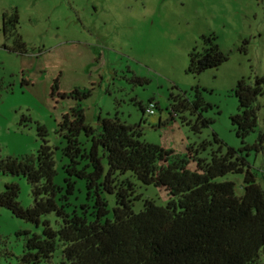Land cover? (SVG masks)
<instances>
[{
  "label": "rangeland",
  "instance_id": "obj_1",
  "mask_svg": "<svg viewBox=\"0 0 264 264\" xmlns=\"http://www.w3.org/2000/svg\"><path fill=\"white\" fill-rule=\"evenodd\" d=\"M14 11L24 52L13 51L14 37L2 32L3 14ZM208 34L215 35L229 58L218 67L190 73L188 53L200 51L201 35ZM259 76H264V0H0V160L35 157L43 138L63 146L58 124L72 108H82L92 128L106 117L139 125L140 139L174 157L188 156L190 171L198 169L197 158L210 159L219 145L222 152L227 146L241 149L264 189V94L257 100L254 131L242 139L231 120L240 111L232 92L237 80L253 84ZM178 94L190 104L200 100V105L177 111L171 120L169 106ZM149 101L156 106L148 115L143 108ZM39 125L46 135H40ZM203 141L209 142L206 149L189 151ZM55 161V182L61 184L65 159L59 148ZM216 179L233 181L236 194H243V173ZM134 181L140 194L135 212L145 199L161 205L170 199L164 187ZM7 183L18 185L22 207L33 206L24 176L0 169V192ZM79 186L83 193L84 183ZM108 199L111 208L113 196ZM55 219L54 213L42 215L35 225L0 206V264H25L27 236L41 233L44 220L57 227ZM60 258L58 246L51 257L27 264H56Z\"/></svg>",
  "mask_w": 264,
  "mask_h": 264
},
{
  "label": "trees",
  "instance_id": "obj_2",
  "mask_svg": "<svg viewBox=\"0 0 264 264\" xmlns=\"http://www.w3.org/2000/svg\"><path fill=\"white\" fill-rule=\"evenodd\" d=\"M18 21L15 11L3 14L2 32L14 37L13 51L24 52ZM201 41L200 51L193 48L188 53L187 71L193 74L229 58L214 34L201 35ZM232 92L240 111L231 120L243 139L257 126L264 76L253 84L241 78ZM172 98L176 116L177 111L200 105V100L190 104L181 94ZM201 122L208 124L206 119ZM38 130L41 136L47 134L44 126ZM56 132L63 146L54 147L43 138L35 157L0 160L3 173L27 179L33 196V206L24 208L17 201L18 185L7 183L0 192V206L35 225L42 215L56 217L57 227L44 220L41 233L28 232L23 263L47 259L60 246L56 264H264V189L241 149L227 146L222 152L219 145L210 159L195 157L198 169L190 171L188 156L174 157L172 151L140 139L139 125L117 117L100 119L98 128H92L83 109L72 108ZM208 144L203 141L189 151L197 154ZM56 148L65 159L61 184L55 182ZM230 172L243 173V194H236L233 181L216 179ZM134 180L164 187L170 199L165 205L145 199L142 210L135 212L133 204L140 194ZM79 182L84 183L83 193Z\"/></svg>",
  "mask_w": 264,
  "mask_h": 264
},
{
  "label": "built area",
  "instance_id": "obj_3",
  "mask_svg": "<svg viewBox=\"0 0 264 264\" xmlns=\"http://www.w3.org/2000/svg\"><path fill=\"white\" fill-rule=\"evenodd\" d=\"M155 106H156V104H155V102H153V101H149V103H148V105H146L145 107H144V112L146 113V114H154V108H155ZM169 113H170V118H173V117H175L176 116V113L172 110V108L169 106Z\"/></svg>",
  "mask_w": 264,
  "mask_h": 264
}]
</instances>
